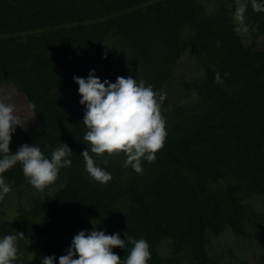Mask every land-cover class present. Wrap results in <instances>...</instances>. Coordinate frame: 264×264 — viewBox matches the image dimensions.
I'll return each mask as SVG.
<instances>
[{
    "label": "trees",
    "instance_id": "1",
    "mask_svg": "<svg viewBox=\"0 0 264 264\" xmlns=\"http://www.w3.org/2000/svg\"><path fill=\"white\" fill-rule=\"evenodd\" d=\"M245 4L243 21L264 32V12ZM0 46L34 54L32 84L19 70H4L0 81L14 82L32 100L44 156L62 143L72 150L46 216L55 262L76 234L94 228L126 239L125 249H113L121 259L132 247L127 237L143 238L148 264H161L162 240L205 245L208 230L240 223L244 199L264 196V49L246 46L223 8L209 13L198 0H0ZM186 52L203 69L194 85L185 84L197 101L171 110L163 101L167 138L155 161H142L137 174L123 166V154L89 151L112 176L107 184L94 181L81 155L90 149L83 139L86 105L73 77L87 79L94 70L101 82L114 83L131 76L163 93ZM62 94L63 115L50 103Z\"/></svg>",
    "mask_w": 264,
    "mask_h": 264
},
{
    "label": "clouds",
    "instance_id": "2",
    "mask_svg": "<svg viewBox=\"0 0 264 264\" xmlns=\"http://www.w3.org/2000/svg\"><path fill=\"white\" fill-rule=\"evenodd\" d=\"M251 6L255 12H264V3L251 0ZM246 10V4H238L234 19L242 23ZM73 79L79 86V103L86 105L82 123L87 132L83 139L90 149L88 147L81 155L87 174L100 184H107L112 179L109 172L97 166L89 151L96 156L123 154L126 157L123 166H130L137 174H142V161L154 162L166 142V120L161 112L166 94L157 93L151 85L146 86L143 80L138 83L131 76L117 77L114 83L101 82L94 75V70L87 79L76 76ZM8 99L0 98V200L12 190L5 182L4 173L17 163L22 165L23 175L29 184L43 191L55 183L61 168L71 166L68 157L72 154L65 143L52 152L50 159L39 147L28 144L20 146L12 154V135L17 126L23 128L25 123L16 115L15 105L5 102ZM107 162L104 161L105 164ZM23 238L24 233L17 231L0 239V264H14L18 258L17 241ZM127 243L132 247L126 258L121 259L113 251L116 247L126 248V239H121L119 233L109 235L94 228L88 233L81 230L73 237L67 254L59 257V264H148L151 259L149 243L143 238L137 240L132 237H127ZM55 260V256L47 255L43 257L42 264H54Z\"/></svg>",
    "mask_w": 264,
    "mask_h": 264
},
{
    "label": "rangeland",
    "instance_id": "3",
    "mask_svg": "<svg viewBox=\"0 0 264 264\" xmlns=\"http://www.w3.org/2000/svg\"><path fill=\"white\" fill-rule=\"evenodd\" d=\"M248 0H198L206 12H213L218 8L228 11L234 19V12L240 3ZM235 30L246 46L264 49V32L253 29L244 21L234 19ZM6 37V36H5ZM19 38L20 33H13ZM19 40L13 41V44ZM0 46V74L4 70L22 73V81L32 84L35 70L33 68V55L27 49L12 51L4 50ZM27 60L26 62H23ZM17 75V73H14ZM203 74L201 62L190 52H186L173 66V79L164 88L166 94V109L171 110L179 104L197 101L196 93L186 90L185 84L194 85L196 77ZM3 75H0V77ZM194 82V83H193ZM16 87L17 100L9 97V85ZM9 97L6 103L22 107L20 118L25 123L23 128L17 126L12 135L10 151L15 154L24 144L37 146L41 151L43 138H40L41 126L32 100L20 91L14 82L0 81V98ZM78 98V97H77ZM51 105L58 104L62 111L66 105L65 96L62 94L51 98ZM46 104V103H45ZM4 179L12 188L3 200H0V239L5 235L23 232L27 236L21 245L18 239V258L14 264H42L44 256L48 255V222L46 216L54 206L53 199L60 190V185L53 183L43 191L32 187L23 175L22 165L17 163L4 173ZM245 208L240 223L233 227H226L222 231L208 230L205 245L177 243L172 239L162 240L158 245L161 264H264V196L256 195L244 199ZM65 212V210H63ZM184 246V247H182ZM59 261H54V264Z\"/></svg>",
    "mask_w": 264,
    "mask_h": 264
},
{
    "label": "crops",
    "instance_id": "4",
    "mask_svg": "<svg viewBox=\"0 0 264 264\" xmlns=\"http://www.w3.org/2000/svg\"><path fill=\"white\" fill-rule=\"evenodd\" d=\"M9 87V90H8V95H9V97H12L13 98V100H15V101H18L17 99V90H16V87H14L13 85H9L8 86ZM15 110H16V115H18L19 117H20V114H22V107L21 106H15Z\"/></svg>",
    "mask_w": 264,
    "mask_h": 264
}]
</instances>
